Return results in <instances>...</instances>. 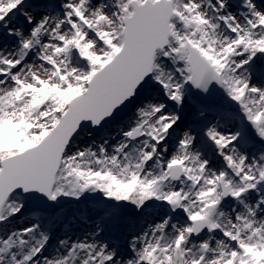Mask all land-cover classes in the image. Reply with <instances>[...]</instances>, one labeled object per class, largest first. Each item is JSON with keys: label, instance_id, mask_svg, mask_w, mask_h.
Returning <instances> with one entry per match:
<instances>
[{"label": "snow or ice", "instance_id": "6c2138e0", "mask_svg": "<svg viewBox=\"0 0 264 264\" xmlns=\"http://www.w3.org/2000/svg\"><path fill=\"white\" fill-rule=\"evenodd\" d=\"M0 264H264V0H0Z\"/></svg>", "mask_w": 264, "mask_h": 264}, {"label": "rangeland", "instance_id": "374dc122", "mask_svg": "<svg viewBox=\"0 0 264 264\" xmlns=\"http://www.w3.org/2000/svg\"><path fill=\"white\" fill-rule=\"evenodd\" d=\"M64 207L67 208V212L69 216L74 215V213H76V216H79L81 213L86 212V210L89 207V202H84L80 205H76L74 203H68L64 205Z\"/></svg>", "mask_w": 264, "mask_h": 264}, {"label": "bare ground", "instance_id": "6f19581e", "mask_svg": "<svg viewBox=\"0 0 264 264\" xmlns=\"http://www.w3.org/2000/svg\"><path fill=\"white\" fill-rule=\"evenodd\" d=\"M83 213H85V212H83ZM82 214V213H81ZM71 215V214H70ZM74 215H76V213H74ZM74 215H71V216H69V217H72V216H74ZM77 224H79V221H77Z\"/></svg>", "mask_w": 264, "mask_h": 264}]
</instances>
